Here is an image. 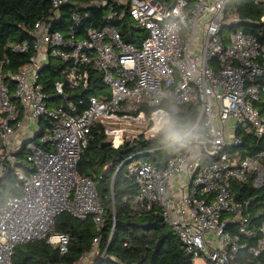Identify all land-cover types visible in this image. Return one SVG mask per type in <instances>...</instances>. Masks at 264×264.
<instances>
[{"label": "built area", "instance_id": "obj_1", "mask_svg": "<svg viewBox=\"0 0 264 264\" xmlns=\"http://www.w3.org/2000/svg\"><path fill=\"white\" fill-rule=\"evenodd\" d=\"M229 1L89 0L65 12L68 0H51L28 29L30 40L6 43L9 51L30 55L17 71L6 69L8 56L0 55V176L12 168L19 180V194L0 206V264H11L14 247L32 240L67 253L68 236L53 232L62 212L91 217L100 229L96 188L77 171L94 126L118 148L154 138L155 114L185 105L199 115L173 142L179 146L164 167L144 160L129 166L136 201L160 210L193 264H245L247 247L255 263L264 264V222L248 246L251 199L238 200L233 192L235 183L259 188L264 182V42L232 27L240 20L227 11ZM90 16L96 23L87 25ZM124 16L145 29L139 46L124 42L114 24ZM48 66L54 80L43 78ZM98 81L104 89L85 95ZM67 91L80 95L69 98ZM32 120L38 124L33 137L9 150L10 136ZM22 148L27 153L19 158ZM98 243L94 238L74 264H95L93 257L104 254Z\"/></svg>", "mask_w": 264, "mask_h": 264}, {"label": "trees", "instance_id": "obj_2", "mask_svg": "<svg viewBox=\"0 0 264 264\" xmlns=\"http://www.w3.org/2000/svg\"><path fill=\"white\" fill-rule=\"evenodd\" d=\"M68 1L63 8L65 12L76 6L73 2L89 0ZM156 1L167 4L173 2ZM50 7L51 0H0V55L8 56L9 61L4 66L6 69L17 71L28 61L30 55V51L11 52L5 48L6 43L30 40L28 29ZM98 10L97 13L101 16L103 11ZM87 11L94 13L96 9L88 8ZM227 11L236 14L240 20L233 28L242 29L264 42V0H230ZM91 23L96 21L90 16L86 18L85 24ZM114 24L124 42L139 46L145 37V29L132 25L126 16L114 21ZM43 72V78L55 79L54 70L49 66ZM13 87L12 82L10 88ZM95 87L103 90L105 86L98 81L84 94L95 93ZM46 90L51 92V87H46ZM67 92L70 94L69 98L80 95ZM50 97L56 99L54 94ZM11 99L14 100L12 95ZM173 115L177 118L181 131L185 133L195 122L199 111L196 107L185 105ZM42 122L40 119L39 123ZM99 129V126L93 127L87 148L78 161L77 171L80 175L89 177L96 188L104 217L100 229L96 230L91 217L79 219L68 212H62L54 219L53 232L68 236L67 253L60 254L57 247L47 243L45 239L32 240L14 247L11 264H74L82 254L91 250L92 241L96 237L99 239L97 250L99 254H104L101 258L99 255L93 257L95 264H193L192 256L178 234L164 222L160 210L157 207L146 209L139 206L136 201L138 186L134 176L128 173L129 166L138 160H144L158 168L164 167L166 160L176 153L179 144L165 141L161 135H156L151 139H135L114 148L105 141ZM26 153L25 148H22L17 151V156L21 158ZM18 184L19 180L12 168L0 176V206L9 196L19 194ZM233 192L238 200L251 199L247 209L250 215L248 227L254 231V237L246 238L248 246H252L255 238L260 236L258 227L264 222V182L259 188L251 187L249 182L235 183ZM248 250L249 247L241 251L242 261L245 264H256L255 257Z\"/></svg>", "mask_w": 264, "mask_h": 264}, {"label": "clouds", "instance_id": "obj_3", "mask_svg": "<svg viewBox=\"0 0 264 264\" xmlns=\"http://www.w3.org/2000/svg\"><path fill=\"white\" fill-rule=\"evenodd\" d=\"M151 133L161 135L165 141L169 142L181 141L184 135L178 125L177 118L163 110L155 114ZM181 146L184 147L185 144L181 143Z\"/></svg>", "mask_w": 264, "mask_h": 264}, {"label": "rangeland", "instance_id": "obj_4", "mask_svg": "<svg viewBox=\"0 0 264 264\" xmlns=\"http://www.w3.org/2000/svg\"><path fill=\"white\" fill-rule=\"evenodd\" d=\"M26 124H29V121H25ZM38 130V124L35 120H32L30 122L29 128L22 132L21 134H14L10 136V140L8 141V149L14 150L16 147H18L24 140L32 138L35 131ZM38 141L40 138H36ZM90 259L89 261H91ZM197 262H200L199 260H196Z\"/></svg>", "mask_w": 264, "mask_h": 264}, {"label": "water", "instance_id": "obj_5", "mask_svg": "<svg viewBox=\"0 0 264 264\" xmlns=\"http://www.w3.org/2000/svg\"><path fill=\"white\" fill-rule=\"evenodd\" d=\"M37 136H40V134H39V135H37Z\"/></svg>", "mask_w": 264, "mask_h": 264}]
</instances>
